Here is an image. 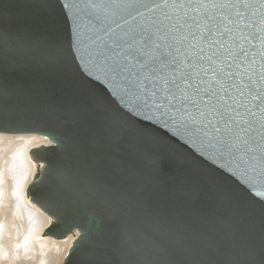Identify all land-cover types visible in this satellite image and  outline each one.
<instances>
[{"label":"water","instance_id":"water-1","mask_svg":"<svg viewBox=\"0 0 264 264\" xmlns=\"http://www.w3.org/2000/svg\"><path fill=\"white\" fill-rule=\"evenodd\" d=\"M93 34L84 20L77 36L60 0H0V106L15 114L0 134L47 142L29 151L37 166L26 195L51 219L42 237L77 232L62 264H85L91 251L142 264L126 239L188 222L212 234H258V215H243L258 198L239 170L127 113L88 59L95 45L81 43ZM110 187L127 193L131 217L96 195Z\"/></svg>","mask_w":264,"mask_h":264},{"label":"snow or ice","instance_id":"snow-or-ice-1","mask_svg":"<svg viewBox=\"0 0 264 264\" xmlns=\"http://www.w3.org/2000/svg\"><path fill=\"white\" fill-rule=\"evenodd\" d=\"M60 3L77 36L84 20L94 29L81 43L95 45L88 59L127 113L234 165L258 198L243 213L258 215V234L243 227L227 236L212 234L188 222L141 230L125 240L129 252L142 264H264V0ZM14 115L0 106V122ZM96 195L131 217L124 190L110 187ZM85 264H112L111 255L88 252Z\"/></svg>","mask_w":264,"mask_h":264},{"label":"bare ground","instance_id":"bare-ground-1","mask_svg":"<svg viewBox=\"0 0 264 264\" xmlns=\"http://www.w3.org/2000/svg\"><path fill=\"white\" fill-rule=\"evenodd\" d=\"M13 137H17V139L19 141L22 140L23 143L19 142V149H17L16 155L13 158L7 159L6 157H3L4 159L2 160L6 163L3 167H0V184L4 183V178L6 177L12 179L15 191H11V195H14L15 201L4 202L6 205L5 207L9 205L6 220H13L16 230H20V235L26 236L24 238L21 237V239H24L23 244L21 243L22 245H20V239L12 241L13 246L9 249V256L6 251V244L3 245L0 243V260L5 257L9 264H32L24 262L33 259L36 260L34 261L37 264H62V261L67 255L73 241L77 237V232L69 234L65 239L60 240H56L50 236L42 237V233L52 223L51 219L46 216L40 208L32 203L30 197L26 195L27 189L31 185L36 174L37 166L32 160H30L29 151L34 147L42 145L45 141L40 139V137L31 135L0 134V140L13 139ZM8 148L10 147L8 146ZM2 191V187H0V197ZM2 203L3 202L0 201V204ZM21 221H23L22 224L19 223ZM0 227H2L1 223ZM1 236H3V232H0V239ZM11 236H13V234H11ZM41 258L42 261H40Z\"/></svg>","mask_w":264,"mask_h":264},{"label":"rangeland","instance_id":"rangeland-1","mask_svg":"<svg viewBox=\"0 0 264 264\" xmlns=\"http://www.w3.org/2000/svg\"><path fill=\"white\" fill-rule=\"evenodd\" d=\"M14 138H16V139H14ZM19 142L23 143V141L22 140L19 141L17 139V137H13V139H4V140L2 139V140H0V146H1L0 147V162H1V166L0 167H3L5 165V163H6L5 161L2 160V159H4L3 157H6L7 159H11V158H13L16 155V151H17V149H19V146H18ZM8 146L10 148H8ZM1 171H3V170H1ZM4 180H3L4 183L0 184V187H2V190H3L2 191L3 194L1 193V197H0V201L3 202L2 204H0V223H1V226H2V227H0V228H2V229H0V232H3V236H1L0 243H2L3 245L6 244V249H7L6 251H7V254L9 256V254H10V250L9 249H11L12 246H13V242L12 241L13 240L17 241V240L20 239V245H22L24 239H21V237L24 238L26 235H24V236L20 235V233H19L20 230L19 231L16 230V227L13 224L14 223L13 220H11V219H7L6 220V216L8 215L7 209L9 207V205H7V207H5L6 205H5L4 202L5 201H8V202L15 201L14 195L13 196L11 195V191H15V187H14V185L12 183V179L6 177V178H4ZM19 223L22 224L23 221H21ZM11 234H13V236H11ZM6 235H8V236H6ZM34 260L35 259L29 260V261H25L24 263L37 264V263H35L36 260L35 261ZM40 261H42V258H41ZM0 264H9V262L4 257V258H2V260H0Z\"/></svg>","mask_w":264,"mask_h":264}]
</instances>
